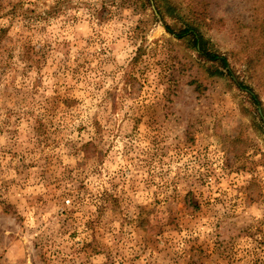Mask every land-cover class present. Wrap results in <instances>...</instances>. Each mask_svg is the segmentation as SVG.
<instances>
[{"label":"rangeland","instance_id":"1","mask_svg":"<svg viewBox=\"0 0 264 264\" xmlns=\"http://www.w3.org/2000/svg\"><path fill=\"white\" fill-rule=\"evenodd\" d=\"M207 1L235 74L166 31L187 0H0V264H264V79L235 54L264 0Z\"/></svg>","mask_w":264,"mask_h":264},{"label":"trees","instance_id":"2","mask_svg":"<svg viewBox=\"0 0 264 264\" xmlns=\"http://www.w3.org/2000/svg\"><path fill=\"white\" fill-rule=\"evenodd\" d=\"M146 1L151 3V0ZM153 1L156 2V6L159 9L160 6L163 7L164 4L168 5L172 2V0ZM185 13L186 20L184 27H177L176 25L170 26L166 24V31L178 39L186 40L190 48H194L200 56L206 59V61L213 62V66L218 64L227 70L228 75L229 72L235 74V72L229 68L230 63L228 57L217 52L209 51L208 43L202 34L203 29L207 31V29L213 27V22H215V24L221 23L220 19H216L211 15L208 1L187 0L185 3ZM253 30L256 31L253 36L251 34L238 36L239 46L235 52L238 60L242 62V71L247 74V78L251 81L258 73L264 79V11L254 16L253 24L249 27V33H252ZM140 51L141 50L138 49L136 56L140 55ZM211 74L224 75V73L216 67ZM238 86L246 92L254 106L261 108L262 103L260 97L252 86L239 80ZM262 111L264 112L263 108Z\"/></svg>","mask_w":264,"mask_h":264},{"label":"clouds","instance_id":"3","mask_svg":"<svg viewBox=\"0 0 264 264\" xmlns=\"http://www.w3.org/2000/svg\"><path fill=\"white\" fill-rule=\"evenodd\" d=\"M79 30L85 36L90 35V31H89V29H88V27H87L86 24L83 25V26H81ZM68 39L71 40L72 37L69 36ZM72 52H73V55H74L75 52H76V49L74 48L72 50ZM59 55L60 54H57V56H59ZM122 58L123 57H119V59H122ZM31 76L33 78H35L36 73L33 71L31 73ZM44 83L49 86V93L48 94L50 95L51 94V86H52L53 81H52V79L48 78V79H45ZM105 87H108V85H105ZM97 99H99V97ZM95 111H96V108L93 105V107H91L90 110L87 111L84 114V116L82 117L83 122L90 124L91 116H92V114ZM89 130L91 131V128ZM72 138L75 139V137H72ZM4 142H5V138L4 137H0V144H3ZM122 147H123V145L121 144V142L120 141H117V149H120ZM64 151H67V150L65 149ZM116 161H117V163H114V164H110V165H106L105 166L108 169V173H109L108 175H106L104 177H101L99 179L97 177H95V176L90 177V180H91L92 184L95 185V187H93L92 190L94 192H97V194H99V190L101 188V185H103L104 187H109L107 185V183H106L107 180L110 179L111 176L117 175L118 170L124 166V163L125 162L123 160H121V158L119 156H116ZM64 162H65V164H68V165H72V164L75 163L74 160H72V159H70L68 157H65ZM133 174H134V172L128 173V177H131ZM109 190H111L110 187H109ZM29 191H31V189H29ZM139 202H141V203H147V201L143 199V196L140 197ZM53 211H55V209H53ZM93 211H95V209H93ZM256 215L259 216V213H256ZM28 223H29V226L30 227H35L36 226L35 223L33 222V219L31 217V215H29ZM99 259H103V257H100Z\"/></svg>","mask_w":264,"mask_h":264}]
</instances>
